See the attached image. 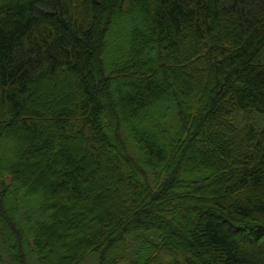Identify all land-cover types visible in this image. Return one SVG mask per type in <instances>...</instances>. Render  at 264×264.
I'll return each mask as SVG.
<instances>
[{
    "label": "trees",
    "instance_id": "obj_1",
    "mask_svg": "<svg viewBox=\"0 0 264 264\" xmlns=\"http://www.w3.org/2000/svg\"><path fill=\"white\" fill-rule=\"evenodd\" d=\"M0 264H264V0H0Z\"/></svg>",
    "mask_w": 264,
    "mask_h": 264
},
{
    "label": "rangeland",
    "instance_id": "obj_2",
    "mask_svg": "<svg viewBox=\"0 0 264 264\" xmlns=\"http://www.w3.org/2000/svg\"><path fill=\"white\" fill-rule=\"evenodd\" d=\"M33 161H34V160H33ZM35 161H36L37 163L41 162V161L38 160V159H35ZM28 162H29L28 160H27V162L25 161V165H24L25 172H24V174H23L24 177L29 176V175L32 173V171H33L31 168L28 167L29 165H26ZM45 179H47V181H48V180H50L51 178H49L48 176H45ZM226 179H227V178H226ZM227 180H228V179H227ZM197 198L200 199L199 197H197ZM61 203H62L65 207H66V205L68 204V203H65V202H63V201H61ZM187 216H189V217H187L188 220H192L193 215H192L190 212L187 213ZM54 229H55V231H56L57 233H61V231H64L65 227L60 226V225H57V226H55ZM172 239H173L176 243H181V242H182V239L180 238V236L178 235V233L173 234V235H172ZM160 256H162V253L159 251L158 253H156L155 258H158V257H160Z\"/></svg>",
    "mask_w": 264,
    "mask_h": 264
}]
</instances>
